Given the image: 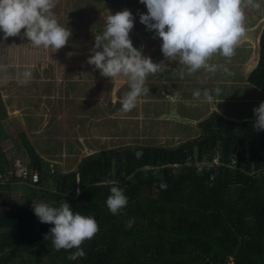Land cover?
Returning <instances> with one entry per match:
<instances>
[{"label":"trees","instance_id":"16d2710c","mask_svg":"<svg viewBox=\"0 0 264 264\" xmlns=\"http://www.w3.org/2000/svg\"><path fill=\"white\" fill-rule=\"evenodd\" d=\"M247 81L264 93V24ZM7 115L0 93V264H264V130H254L255 119L214 110L198 122L201 133L177 147L94 151L64 173L24 130L5 129ZM7 139L13 146L3 149ZM17 160L40 181L5 178ZM111 182L128 198L117 215L106 205ZM19 185L26 191L12 194ZM41 202H67L95 218L99 230L82 243L83 257L69 259L77 249L57 251L45 238L53 225L32 207Z\"/></svg>","mask_w":264,"mask_h":264},{"label":"rangeland","instance_id":"374dc122","mask_svg":"<svg viewBox=\"0 0 264 264\" xmlns=\"http://www.w3.org/2000/svg\"><path fill=\"white\" fill-rule=\"evenodd\" d=\"M253 3L258 7L242 0L241 9L244 31H254L255 38H240L230 59L214 54L207 61V68L189 74L187 67L179 63V57H164L161 39L140 22V14L147 12L140 0H56L52 14L61 26L71 30L62 49L33 46L23 29L7 40L0 32V93L8 112L3 125L9 133L24 130L38 153L48 161L62 162L56 164L66 173L76 169L78 160L90 152L129 145L174 148L182 144L184 135L180 141L175 137L174 142H169L155 133L160 129L165 132L162 125L170 131L179 123L171 121L173 117L167 112L166 116L161 115L166 111L164 98L168 91L177 97L174 112L182 111L190 119L195 117V122L183 120L195 128L197 120L214 108L223 109L230 118L255 119L253 108L264 100V93L247 77L258 60L264 0ZM124 9L134 17L129 34L133 46L159 64L156 73L147 75L145 91L137 97L136 106L126 113L122 111V101L130 91L128 78L109 80L87 62L93 54L94 36L102 34L107 17ZM212 66L214 71L209 70ZM26 72L30 75L25 76ZM196 92L199 97L194 95ZM207 95L213 99L209 101ZM194 135L196 132H190L189 139L198 136ZM78 140L82 142L81 150L74 144ZM2 146L11 148L13 142L4 140ZM68 147L77 155L65 158ZM69 158L75 161L70 162ZM23 166L16 161V171ZM25 191L24 185L11 190L13 194Z\"/></svg>","mask_w":264,"mask_h":264},{"label":"clouds","instance_id":"9594fccd","mask_svg":"<svg viewBox=\"0 0 264 264\" xmlns=\"http://www.w3.org/2000/svg\"><path fill=\"white\" fill-rule=\"evenodd\" d=\"M146 13L140 14V22L146 29L161 39V51L166 59L179 57V63L187 67L189 74L207 68V61L214 55L231 58L235 47L244 34L242 0H140ZM247 4L258 7L253 0ZM56 0H0V32L3 39L14 37L24 30V36L35 47L54 49L65 47L71 37V30L61 26L52 9ZM134 17L124 9L110 14L100 35L94 36L92 55L88 64L94 65L100 75L114 80L127 77L130 91L122 101V111L129 112L136 106L137 97L145 91L144 82L148 74H154L159 64L142 55L130 39ZM54 51V52H55ZM214 71L215 67L209 68ZM30 73H25L29 76ZM216 94H220L217 88ZM199 97L200 93H194ZM211 101L212 95H207ZM255 131L264 130V101L253 108ZM137 158L142 152H137ZM79 183V182H77ZM110 195L106 205L110 213L117 215L127 206L124 190L111 182ZM99 186V185H98ZM79 189H77V193ZM34 214L42 223L53 225L46 237L52 238L55 250L77 251L69 259L85 255L81 245L94 237L99 227L94 217L73 211L69 203L59 207L47 203H33ZM132 221L127 226L131 227Z\"/></svg>","mask_w":264,"mask_h":264},{"label":"crops","instance_id":"0c3cea01","mask_svg":"<svg viewBox=\"0 0 264 264\" xmlns=\"http://www.w3.org/2000/svg\"><path fill=\"white\" fill-rule=\"evenodd\" d=\"M166 97L164 98L165 99V107H166V111H164V112H162L161 113V115H163V116H166V112L168 113V114H171V117H173V120H171V121H177V122H179L178 124H176V128L174 129V130H170V131H168V128H167V125H162V127L163 128H165L164 130H165V132H163L162 131V129H160V130H158V131H156L155 133H156V135H159V136H165V140L166 139H168L169 140V142H174V139H175V137H176V139L175 140H177V141H180V139H181V137L184 135L185 136V139L183 140V141H180L181 143H184V142H186V141H188V140H190L189 139V133L190 132H196V135H199L200 133H201V129H200V127L198 126V124L197 125H195L196 126V128L194 127V126H192V123L190 122H184L183 120H187V121H190V120H192V122H195V117H191L192 119H190L189 117H187L186 115L187 114H183L182 113V111H180V112H174L175 111V100L174 99H177V97L174 95V94H170L169 93V91H168V93H166ZM170 98V99H169ZM179 100H180V98H179ZM264 101V100H263ZM227 102V101H226ZM222 105V104H221ZM221 105H220V107H221ZM186 107L187 108H189V105L187 106L186 105ZM215 110H217V111H219L220 113H222L224 116H226L225 115V113H224V110L222 109H219V108H214ZM213 109V110H214ZM172 110V111H171ZM213 110H210V111H213ZM171 111V112H170ZM186 110H184V112H185ZM210 111L209 112H207V113H210ZM226 111V110H225ZM181 114V116L179 115V114ZM208 115V114H207ZM206 115V116H207ZM176 116V117H175ZM206 116H204V118L206 117ZM227 117V116H226ZM177 118V119H176ZM228 118H230V117H228ZM232 119H236V118H232ZM86 119L84 118V121H85ZM162 121H165L163 124H166V123H168L167 122V119H166V117H164V118H162ZM198 122L200 121V120H197ZM86 122V121H85ZM184 122V123H183ZM196 135H194V136H196ZM179 139V140H178ZM78 143H74L75 145H77V149L78 150H81V147L79 146V145H81L82 144V142L80 141V140H78L77 141ZM160 142V141H159ZM2 144V143H1ZM76 149V150H77ZM68 150H69V152H68ZM67 152H65V158H67L66 157V155H69L70 157H74L75 155H77V153L76 152H74V151H71V149H70V147H68V149L66 150ZM74 152V153H73ZM78 152V151H77ZM86 155V154H85ZM41 156H42V154H41ZM44 157V156H43ZM45 158V157H44ZM46 159V158H45ZM47 160H48V158H47ZM51 160V159H50ZM54 162H56L57 164L59 163V161H54ZM61 162V161H60ZM62 163V162H61ZM61 163H59L60 165H61ZM56 164V165H57ZM69 170H70V168H69ZM62 172H64L65 170H61ZM14 188V187H13ZM13 194V193H12ZM22 194V193H21Z\"/></svg>","mask_w":264,"mask_h":264},{"label":"built area","instance_id":"2783aa9c","mask_svg":"<svg viewBox=\"0 0 264 264\" xmlns=\"http://www.w3.org/2000/svg\"><path fill=\"white\" fill-rule=\"evenodd\" d=\"M2 175L0 174V178ZM7 177H20L23 180H28L31 183H36L40 181V173L36 169H30L26 166H23L19 170L16 171V169L8 170L5 174V178Z\"/></svg>","mask_w":264,"mask_h":264}]
</instances>
